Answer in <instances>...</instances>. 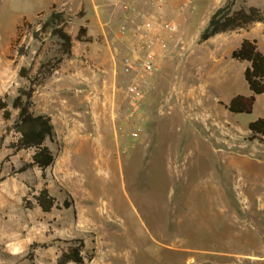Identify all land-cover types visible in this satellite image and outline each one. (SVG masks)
<instances>
[{
	"label": "rangeland",
	"instance_id": "1",
	"mask_svg": "<svg viewBox=\"0 0 264 264\" xmlns=\"http://www.w3.org/2000/svg\"><path fill=\"white\" fill-rule=\"evenodd\" d=\"M119 1L101 4V12L109 14L103 22L110 40L119 36L125 20ZM214 1H201L198 15L187 22L176 18L180 31L172 42L175 60L167 59L154 72L150 100L145 96L154 111L147 131L153 140L133 146L127 137L120 148V157L136 159V174L128 171V164L119 176L102 165L95 171L103 157L94 161L100 150L91 144L80 154L86 167L78 158H69L70 138L98 133L82 95L65 91L61 96L66 99L62 118L69 123L59 126L54 118L56 143L49 145L56 160L45 178L35 168L20 172L33 152L13 154L8 148L15 137L9 128L18 111L12 110L10 120L0 112V178L5 179L0 184V264H57L73 239H83L85 254L93 256L85 264H264V138H253L248 130L249 123L264 118V94L250 114L227 109L237 95L251 94L243 70L249 63L233 59L231 50L250 35L253 24L202 42L197 35L211 11L229 0L217 8ZM29 2L0 0V92L10 108L19 88L30 85L20 77V69L26 67L34 76L42 63L59 56L57 38L49 33L34 37L39 23L53 11L16 30ZM248 2L236 0L234 8ZM251 2L258 5L257 0ZM67 16L74 17L66 30L73 38V53L81 58H65L35 95L57 78L62 86L68 73L87 68L83 57L88 50L76 38L88 23L86 7ZM263 28L255 25L252 30L261 42ZM179 37L184 50L176 46ZM94 38L98 46L100 36ZM123 104L127 106L125 99ZM44 187L57 202L50 213L34 200Z\"/></svg>",
	"mask_w": 264,
	"mask_h": 264
},
{
	"label": "crops",
	"instance_id": "2",
	"mask_svg": "<svg viewBox=\"0 0 264 264\" xmlns=\"http://www.w3.org/2000/svg\"><path fill=\"white\" fill-rule=\"evenodd\" d=\"M108 1L109 0H31V2L24 4V14L15 28L17 30L24 20H32L43 13L56 11L65 12L67 15H76L81 11L83 5L86 7L85 20L88 23L84 26L88 28V35L92 37V41L82 43L85 44L84 50L86 52L88 50V54L86 53L83 58L89 70L87 68L83 70H73L68 73L66 80H63L62 86L60 83H57V79L60 80V77L57 78L56 81L44 85V87H42L43 91L35 95L34 101L37 105L36 109H38L40 113L49 115L53 125H55L54 118L59 120L58 124L60 126L61 123H64V125L69 123L67 119L62 118L64 111H62L61 105L66 102V99H63L61 96L65 94V91H69L68 94L74 97L82 95L85 101L84 103L94 117L93 124L98 127V133L86 132V134H78L70 138L69 158H78L81 160L82 165L86 167L83 157L80 154L85 153L87 144H91L93 149L98 148L97 150H100L94 161L96 162L100 160H97V158L103 157L102 162L98 164L97 162L95 163V171L102 170L98 168L102 165L106 167L110 175L111 173H116L119 176L124 174V166L127 164L128 171L130 168V173L136 174L138 171L137 166H135L136 163H134L136 160L135 158L129 162V158L124 159L120 157V148H122V144L126 138L129 137L134 142L132 144L133 146H135L134 144L136 142L141 144L149 140V142H147L148 144L150 140H153V138L147 135V131L149 134L152 124L150 115H152L154 111L152 104L146 102L145 96L147 95V101L148 99L150 100V89L155 79L154 72L157 71L167 59L175 60V55L173 54L174 49L172 47L174 38H168L166 48L158 49L156 60L157 69L153 72L143 71L140 68L139 59L132 53V48L137 42L136 38L131 37L130 34L126 36L119 34V36L115 35L111 40L109 39V32L105 29V24L103 22V18L107 19L109 14L107 12L105 14L101 12L102 2H104V6H109ZM201 1L203 0H196L195 6L185 12L181 10L180 0L169 1V5L166 8L167 18L179 19V17H181V20L187 22L198 15V9L202 3ZM210 1L213 2V0ZM207 2L208 1H204V3ZM218 2L219 0L214 1V3H216V8L222 5ZM257 2L258 5H253L251 0H249L248 4H246L264 10V0H257ZM117 6L120 8V13L123 14V17L129 15L128 10L125 9L127 6L128 8L135 7L140 11L146 12L149 16V20L154 18V9L151 0H120ZM214 12L215 11H211L204 27L198 32V38H200L202 31L207 27ZM253 25L252 27L250 26V33H248L250 35H245L237 47L231 50V54L240 47L244 39L255 41L259 50L264 52V42H261L259 38L252 33L255 25H258V27L259 25H263L264 27V24L254 23ZM94 32H96V37L100 36V43L98 46L97 40L94 38L95 36L93 37ZM73 54L74 61L77 62L80 55L75 51ZM190 58L191 57L188 56L185 59L189 61ZM126 60H129L131 68L128 67ZM245 69L243 70L245 71ZM48 85H51V89L47 88ZM131 85H137L143 91L144 101L141 105L133 102L129 98L127 89ZM121 94H125L122 99ZM2 95L3 92H0V96ZM119 99L123 101L125 99L127 106L123 104V101L120 103ZM103 151H105V153H103ZM141 155V153L138 154V157ZM72 179L71 181H74V184L77 185L78 182H75L73 177ZM158 195L160 194H156L154 197L156 196L158 200H163L158 197ZM159 236L163 237V233H160Z\"/></svg>",
	"mask_w": 264,
	"mask_h": 264
},
{
	"label": "trees",
	"instance_id": "3",
	"mask_svg": "<svg viewBox=\"0 0 264 264\" xmlns=\"http://www.w3.org/2000/svg\"><path fill=\"white\" fill-rule=\"evenodd\" d=\"M235 6L236 0H229L213 13L207 27L200 35L202 42L218 34L245 28L254 23L264 24L263 9L248 5H242L235 9ZM72 19H74L73 16L53 11L43 22L39 23L40 28L34 33V37L39 39L43 34L49 33L51 37L57 38L59 40V56L53 61L42 63L34 76H30V69L26 67L20 69V77L27 79L30 85L19 88L11 108L7 96H0V112H2L5 120L11 119L12 110L18 111L17 118L9 128V131L14 132L15 137L8 148L13 154L22 151L33 152L31 162L20 168L22 173L30 168H35L45 178L47 170L53 166L56 160V154L49 145V143H56L52 119L49 115L35 110L33 98L37 92V87L45 84L59 70L65 58L73 56V38L66 30ZM24 25H31V23L24 20L20 28ZM76 38L80 42L92 41L86 26L79 28ZM232 58L249 63L244 71V77L251 94L249 96L237 95L231 100L227 109L230 113L250 114L254 109L257 97L264 94V52L259 50L255 41L244 39L240 47L232 52ZM248 130L253 138H264V118L249 123ZM2 181L4 178H0V184ZM34 200L44 213H50L57 203L55 196L51 195L46 187L34 196ZM64 205L69 207V203L66 201ZM67 244L58 256L57 264H85L86 260L92 259L91 254H85V241L83 239H73Z\"/></svg>",
	"mask_w": 264,
	"mask_h": 264
},
{
	"label": "built area",
	"instance_id": "4",
	"mask_svg": "<svg viewBox=\"0 0 264 264\" xmlns=\"http://www.w3.org/2000/svg\"><path fill=\"white\" fill-rule=\"evenodd\" d=\"M154 9V18L149 20L146 12L140 11L135 7H125L129 15L119 27V33L122 36L128 34L136 38L137 42L132 48V53L139 59L140 68L145 72H153L157 69L158 49L166 48L169 37H175L179 34L180 25L176 19L167 18L166 8L171 0H151ZM210 1V0H203ZM181 10L183 12L190 10L195 6L196 0H180ZM222 4V0H219ZM176 46L181 50L185 49V41L182 38L177 39ZM129 68L131 65L126 60ZM129 98L142 104L144 93L137 85H131L127 89Z\"/></svg>",
	"mask_w": 264,
	"mask_h": 264
}]
</instances>
